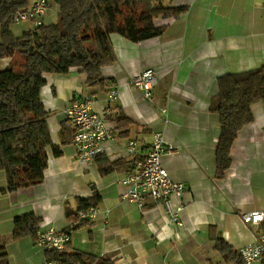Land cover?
Returning a JSON list of instances; mask_svg holds the SVG:
<instances>
[{"label":"crops","instance_id":"crops-1","mask_svg":"<svg viewBox=\"0 0 264 264\" xmlns=\"http://www.w3.org/2000/svg\"><path fill=\"white\" fill-rule=\"evenodd\" d=\"M154 3L188 9L177 17L155 19L156 26L165 28L157 37L133 42L111 34L117 61L102 69L103 87L89 85L82 67L45 75L42 101L52 141L61 154L48 148V166L38 185L9 191L6 172L0 170V243L7 247L10 264L48 260L33 237H13L15 219L27 214L70 232L75 249L107 255L117 264H235L219 253L209 237L210 227L216 226L237 251L264 232V226H246L240 217V212L264 210V99L252 104L254 119L234 141L232 164L223 178L216 177L220 117L210 111L211 99L219 92V77L264 65V0ZM58 10L55 2L49 4L48 23L56 21ZM33 28L30 21L11 26L16 36ZM12 63L11 57L1 58L0 69ZM147 68L156 71L151 100L130 84ZM113 88L118 98L109 104L107 120L115 140L106 142L105 160L81 163L75 157L74 140L64 143L62 138L65 109L74 98H92L94 109L102 111ZM116 113L133 122L127 137L120 136L117 123L109 119ZM157 130L163 131L169 144L179 147L164 155L162 164L173 180L186 187L182 227L168 223L159 201L149 199L141 210L122 197L126 186L121 179L141 157L126 154L128 142L137 140L147 149ZM117 161L114 170L101 173L100 163ZM94 194L101 197L97 218L84 225L71 220L77 198ZM82 213L80 219H84Z\"/></svg>","mask_w":264,"mask_h":264},{"label":"trees","instance_id":"trees-1","mask_svg":"<svg viewBox=\"0 0 264 264\" xmlns=\"http://www.w3.org/2000/svg\"><path fill=\"white\" fill-rule=\"evenodd\" d=\"M33 0H0V59L11 57L13 63L0 69V170L6 172L8 190L15 191L42 183L48 166V148L55 155L61 150L51 138L48 112L42 101L45 75L65 73L71 67H82L89 85L105 84L102 69L117 61L111 34H119L133 42L160 36L164 27L157 18L180 16L187 6L154 3V0H51L59 7L55 22L44 23L16 36L11 26L16 14L26 10ZM219 92L211 99L210 111L219 115L221 131L216 148V177L223 178L232 164L230 151L241 129L254 119L251 106L264 99V65L256 69L218 78ZM115 121L120 136L127 137L132 120L123 113L109 116ZM70 122L62 126L64 143L74 140ZM104 154L96 159L105 160ZM119 164L100 163L102 174ZM101 197L77 198L71 220L81 225L89 220L79 214L97 206ZM70 210H68L69 212ZM41 218L34 214L15 219L13 237H37ZM209 237L219 253L235 264H246L219 233L216 226ZM48 260L61 264H117L107 255L96 256L75 249L69 242L62 251L46 252ZM0 264H10L7 247L0 243ZM264 264V256L261 261Z\"/></svg>","mask_w":264,"mask_h":264},{"label":"built area","instance_id":"built-area-1","mask_svg":"<svg viewBox=\"0 0 264 264\" xmlns=\"http://www.w3.org/2000/svg\"><path fill=\"white\" fill-rule=\"evenodd\" d=\"M49 4L50 0H33L29 8L16 14L15 22L30 21L34 28L48 23L46 18ZM130 84L133 88L143 91L144 97L151 100L156 84L155 69H144L132 78ZM117 98L118 90L113 88L107 94L108 105L102 111L94 109L92 98H74L66 107V120L75 130V157L79 162L94 161L98 156L106 153V142L115 140L114 133L108 125L107 113L109 104ZM165 112L166 110L163 109V113ZM178 149V146L169 144L165 140L161 130L153 133L152 142L147 149H142L137 140H130L126 147V154L128 156L140 154L141 157L137 159L130 172L121 179V183L126 186L122 196L124 200L136 204L141 210L146 208L149 199L159 201L165 207L168 223L182 227L184 225L182 214L186 208L184 200L186 187L182 182L173 180L162 164L164 155L172 154ZM98 212L99 208L93 206L83 212L81 217L95 220ZM240 217L246 226H264V210L240 212ZM70 241V232L58 230L49 221L39 224L35 243L44 251H62ZM238 252L246 264L262 261L264 232L256 236L255 242L239 248ZM42 264L61 263L46 260Z\"/></svg>","mask_w":264,"mask_h":264},{"label":"rangeland","instance_id":"rangeland-1","mask_svg":"<svg viewBox=\"0 0 264 264\" xmlns=\"http://www.w3.org/2000/svg\"><path fill=\"white\" fill-rule=\"evenodd\" d=\"M51 1V0H50Z\"/></svg>","mask_w":264,"mask_h":264}]
</instances>
